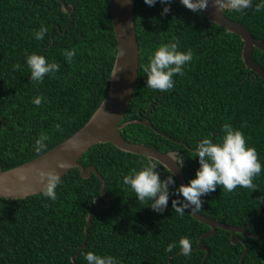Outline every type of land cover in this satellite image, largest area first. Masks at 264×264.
Listing matches in <instances>:
<instances>
[{
	"label": "trees",
	"instance_id": "16d2710c",
	"mask_svg": "<svg viewBox=\"0 0 264 264\" xmlns=\"http://www.w3.org/2000/svg\"><path fill=\"white\" fill-rule=\"evenodd\" d=\"M134 1L140 68L122 122L151 120L162 134L131 124L122 129L123 137L163 152L178 151L188 182L199 167L192 150L196 143L209 134L215 142L225 123L240 129L262 165L253 178L255 190L237 186L229 192L217 186L201 197L198 211L232 226L247 225L264 213V84L242 60V39L174 1L166 15H161L164 5L159 0L152 7L144 0ZM65 2L74 7L69 28L71 16L58 0H0V171L27 163L74 135L108 94L118 45L110 0ZM257 3L260 0H252L243 13L230 7L225 14L264 44V8L256 11ZM41 24L48 31L44 40H37L33 32ZM169 41L177 42L181 51L191 49L193 56L184 74L174 77L173 88L161 92L146 86L143 68L150 51ZM65 49L75 50L71 63L64 58ZM32 52L54 59L59 71L46 74L42 82L30 81L25 54ZM252 58L264 69L260 49H254ZM17 63L21 69L13 70ZM37 95L43 97L39 106L31 103ZM61 122L57 130L55 123ZM41 131L50 140L46 151L38 154L32 144ZM79 162L85 168L94 165L103 176L111 205L93 217L87 245L76 264H87L81 255L84 250L113 255L122 264H203L206 251L196 248L210 227L188 210L180 216L171 205L175 197H170L163 213H157L149 207L150 201L137 200L123 185L122 175L149 162L161 179L166 178L172 173L162 164L111 143L93 146ZM61 181L55 201L41 193L25 199L0 198V264H75L72 257L84 242L87 217L95 209V198L101 197V182L93 173L83 178L78 168ZM246 230L263 231L264 215ZM181 236L189 238L191 255L179 254L178 244L166 252V246ZM236 237L249 247L243 264H264V235L250 238L238 233ZM204 246L210 250L206 264H239L244 251V245L233 244L231 232L224 229L207 237Z\"/></svg>",
	"mask_w": 264,
	"mask_h": 264
},
{
	"label": "clouds",
	"instance_id": "9594fccd",
	"mask_svg": "<svg viewBox=\"0 0 264 264\" xmlns=\"http://www.w3.org/2000/svg\"><path fill=\"white\" fill-rule=\"evenodd\" d=\"M164 5L161 15L170 12L172 0H159ZM150 7L155 6L157 0H144ZM180 3L192 12L205 9L208 0H180ZM215 5L220 11L223 8L231 7L239 13L252 6V0H215ZM256 11L264 8V0L255 5ZM48 28L41 24L39 30L33 32L37 40H44ZM66 62L71 63L75 55L74 49L63 50ZM192 50L181 51L177 42L169 41L155 46L148 55V61L143 71L146 74V86L161 92L170 90L174 86V77L182 76L184 69L192 60ZM25 63L30 71L29 79L34 82H42L45 75H54L59 71L60 65L54 59H46L43 54L32 52L25 54ZM13 70L21 69L19 63L12 66ZM43 97L37 95L32 98L31 103L39 106ZM62 122L55 123V128L61 130ZM222 135L213 140L211 134L203 136L195 145L193 157L197 159L199 167L195 176L186 184L176 186L175 173L161 179L160 173L155 166L149 162L140 168H132L127 174L122 175L123 185L135 193L136 199L144 202L150 201L149 207L157 212L163 213L168 207L170 197L172 208L183 216L187 209L196 212L202 207V196L214 192L217 186H222L224 191H232L237 186L255 190L253 178L261 173L262 165L258 159V153L254 146L246 143V137L240 129L234 128L231 124L222 125ZM50 136L41 131L32 144V150L41 153L47 149V141ZM167 156L178 166L183 167L184 158L178 153L168 152ZM68 164L61 162L59 169H66ZM37 175L43 187L41 195L52 201L57 199L56 189L62 182L60 172L56 169H37ZM26 179L23 174L19 177ZM179 246V254L191 255L190 240L181 236L178 242L169 243L165 251L172 252L173 248ZM87 264H122V261L110 254H97L93 251L84 250L81 252Z\"/></svg>",
	"mask_w": 264,
	"mask_h": 264
},
{
	"label": "water",
	"instance_id": "95a60500",
	"mask_svg": "<svg viewBox=\"0 0 264 264\" xmlns=\"http://www.w3.org/2000/svg\"><path fill=\"white\" fill-rule=\"evenodd\" d=\"M58 1L62 4V10L71 16V22L67 26V28H69L74 22V7L71 4H67L65 0ZM172 1L184 6L180 3V0ZM228 8L230 7L226 6L219 11L215 5V0H208V6L205 9L198 10V12L205 15L212 24H217L223 27L227 32L236 34L242 39L244 43L242 60L246 68L259 75L264 84V69L252 58L254 49L256 48L264 53V44L255 38L243 24L230 19L225 14V10ZM110 9L118 45L117 55L110 77V87L106 98L102 101L90 120L74 135L45 154L27 163L5 171H0V198L13 200L25 199L29 196L41 193L43 185L37 175V169H43L45 171L56 169L60 172L62 178L70 170L78 168L83 178H89L92 173L99 178L101 182V197L95 198V209L89 213L87 217V223L84 229V242L78 252L72 257V261L75 264L79 252L87 245L93 217L99 213L102 208H108L111 205V200L105 194L106 184L103 176L100 175L94 165L85 168L79 162L80 158L93 146L100 143H111L123 152L143 155L153 161L159 162L172 174L174 172V177L177 179L178 186L187 183L183 167H178L167 156L168 152L160 151L143 143L130 142L126 140L121 133L123 128L131 124H142L162 134V132L153 126L151 120L135 119L122 122L135 93L140 68V51L135 24V1L110 0ZM163 135L166 136V134ZM185 145L188 147L187 144ZM192 150L194 151V149ZM169 152L180 154L178 151ZM61 162L67 163L68 167L62 170L59 169L58 164ZM20 174H23L26 179L21 180L19 178ZM187 210L197 221L210 227V231L204 233L199 238L198 248H196V250L206 251L203 264H206L210 254L209 248L204 246V240L214 235L217 229L230 231L232 243L237 244L240 242L244 245V251L241 255L239 264H243L249 247L241 237H236V234L241 233L250 238H258L264 235V230L259 233H249L246 230L247 227L257 221L264 213L259 215L256 219H253L247 225L232 226L210 218L199 211L191 212V209Z\"/></svg>",
	"mask_w": 264,
	"mask_h": 264
}]
</instances>
